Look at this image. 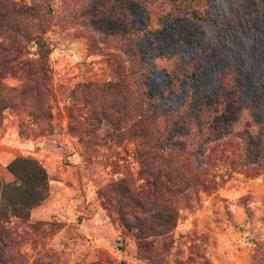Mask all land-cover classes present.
I'll use <instances>...</instances> for the list:
<instances>
[{"label": "rangeland", "instance_id": "1", "mask_svg": "<svg viewBox=\"0 0 264 264\" xmlns=\"http://www.w3.org/2000/svg\"><path fill=\"white\" fill-rule=\"evenodd\" d=\"M4 2L0 204L19 156L45 167L49 191L0 217V264H264V158L239 135L264 137V0H202L197 18L166 0ZM116 9L138 40L101 31ZM234 79L233 131L208 117L189 132L185 117ZM126 175L177 209L171 234L123 228L113 184Z\"/></svg>", "mask_w": 264, "mask_h": 264}, {"label": "trees", "instance_id": "2", "mask_svg": "<svg viewBox=\"0 0 264 264\" xmlns=\"http://www.w3.org/2000/svg\"><path fill=\"white\" fill-rule=\"evenodd\" d=\"M127 1L130 6L139 5L147 8L148 0ZM166 1L172 4V10L183 9V11L196 18L199 17V10L195 5L204 4L202 0ZM6 10L7 6L4 0H0V32L7 26ZM117 13V9L104 12L103 17L99 18L100 21L104 22L100 25L101 31L138 40L141 30L134 28L133 25L129 26L130 23L125 24L120 20H115ZM100 21H97V24ZM40 47L42 49V57H47L50 49L45 48V43H42ZM6 62V60L0 61V125L4 118V111L14 105L13 103H7L1 95V90L4 87L2 79L5 75L4 64ZM145 69H150L149 64L145 65ZM228 75L229 72L224 77L226 80ZM235 81L236 79L226 82V90L222 94L217 95L215 100L206 103L195 115L185 117V121L189 122L185 125L188 127L189 132L193 124H197L199 125L196 127L198 133H201L203 130L202 126L207 124L208 117V123H210L211 119L218 118V122L222 123L220 125L221 130L233 131V124L238 120L241 112V108L238 106L240 91ZM223 119H227V123H223ZM210 128L220 130L216 125L215 127L211 125ZM211 135L210 133L209 136ZM239 135L246 141L249 150L254 148L258 155L264 158V137L257 138L248 128L240 131ZM184 136H187L186 133H184ZM222 136L223 134H220L218 138ZM7 168L15 176V180L5 183L1 190L0 217L4 219H8L10 215L21 216L29 213L46 199L49 191V179L46 169L37 159L19 156L10 161ZM159 179V175H155L151 181L157 189L159 187ZM113 193L116 196L118 218L121 225L128 232H132L140 242L146 241L150 237L167 236L176 228L178 220L177 209L173 205L166 203L162 205L156 200L148 198L144 194L145 192L132 186V181L127 175L113 184ZM3 250L4 248L0 246V255L3 254Z\"/></svg>", "mask_w": 264, "mask_h": 264}]
</instances>
